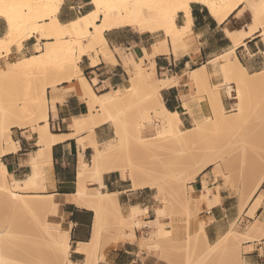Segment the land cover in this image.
<instances>
[{
  "label": "crops",
  "instance_id": "obj_1",
  "mask_svg": "<svg viewBox=\"0 0 264 264\" xmlns=\"http://www.w3.org/2000/svg\"><path fill=\"white\" fill-rule=\"evenodd\" d=\"M243 7L245 2L239 4L222 22H218L204 5L191 3L189 10L191 32L185 37V45L180 46L176 53L169 47L167 53L160 52L149 57L152 45L164 39L161 32H138L131 27L105 31L104 35L113 53L112 56H109L107 60L101 57L100 62L95 66H90L88 57L82 56L79 67L93 91L96 94H102L127 85L128 73L122 61L124 56L130 54L136 61L142 58L143 64L148 69L153 67L160 78L175 77V83L161 89L159 97L167 110L177 112L179 115L178 129H189L194 120L211 114V104L209 94L196 89L189 82L187 73L205 66L208 70L209 87L220 86L218 94L223 108L230 109L234 104V82L224 84L219 68H212L209 64L211 60L233 48V42L227 35V31H247L250 25L246 21L249 10L248 8L242 10ZM93 8L91 0H64L56 17L61 23L66 24L90 12ZM175 23L177 26L186 24L183 11L177 12ZM6 31L7 23L0 17V37H3ZM36 39L37 36L33 35L23 40L20 48L16 45L11 46L9 53L0 58V67L5 61H15L30 56L35 52ZM263 47L262 39L258 34L243 38L242 42L234 48L235 57L247 73L252 74L259 70L258 64L263 61H257V59L261 57ZM94 79L95 83L92 82ZM228 88H230V94L226 92ZM198 94L204 97L197 100L195 97ZM82 96L83 87L80 80L76 78L60 82L55 87L47 89L48 129L52 135L64 136V138L51 146L50 164L42 170L44 181L40 186L45 187L33 192L54 196L57 209L52 216L56 215L55 218L61 229L68 233L69 264H85L88 257H91L95 264H164L152 248L153 243L148 242L149 234H151L150 237H155L157 231L155 214L158 205L157 188L147 183L142 187L133 188L127 173L122 177L120 171L102 173V186L91 176L85 183L86 188L91 192L98 189L109 193L117 192L115 200L125 215L132 206L145 209V215L142 217L145 224L134 227V235H130L129 230H125L122 234H118L117 240L109 241L101 238L90 254L79 250L80 244L89 243L91 240L95 218L94 207L89 204L79 205L76 197L79 156L81 155L84 161L89 162L93 149L88 141L83 149L78 145L76 136L69 137L74 131L70 127L73 118L88 113L87 102L82 99ZM39 123L40 126L43 125V122ZM10 131L17 149L2 155L1 161L5 165L10 180L22 181L32 170L28 161L38 149L37 132L32 131L29 125L19 127L15 124L10 127ZM93 133L95 141L99 144L112 139V130L108 123L97 126ZM84 134L83 132L80 135L84 136ZM140 182L150 183L151 181ZM217 185H219L218 189ZM187 187L190 189L188 194L194 213L187 219L186 230L184 216L181 219L182 224H175L173 235L177 239H184L185 231L193 233L198 231L200 224H203L206 240L212 243L225 235L237 220L242 219L251 223L256 219L258 221L256 231L262 237L241 243V247L246 249L242 250V258L245 264H264V180L249 198L243 210H241L242 200L236 188L225 185L222 178L216 177L211 168H206L199 173L187 184ZM168 221L166 218L165 222ZM159 225L161 226V223ZM166 229L170 231L169 228ZM244 232L250 237L249 233Z\"/></svg>",
  "mask_w": 264,
  "mask_h": 264
},
{
  "label": "bare ground",
  "instance_id": "obj_2",
  "mask_svg": "<svg viewBox=\"0 0 264 264\" xmlns=\"http://www.w3.org/2000/svg\"><path fill=\"white\" fill-rule=\"evenodd\" d=\"M63 1L64 0H0V13L3 14L0 15V17L7 23L6 33L3 37H0V54L5 53V55H7L12 44H15L16 42L18 48H20L22 41L32 37L33 35L37 36V40H47L44 42L43 47H36V53L34 55L5 63V68L0 69V81L4 82L8 76L19 73L25 74L26 76L29 74L31 77L33 72H39V74L41 72L44 76L47 75L50 77L48 74L51 75L54 72H59L62 76L55 81L52 80L51 82H46L42 88H40L35 98L36 111L34 113L37 114L36 117L38 123L43 122V125L41 124V126L39 125L40 123L31 126L32 131L35 130L37 132L36 145L38 149L28 161L31 165V173L22 181L11 179L10 186H6L5 184V181L7 180V171L5 165L1 161V156L7 152L16 151L17 146L11 138L10 127H6L4 118V121L0 119V206L7 207L11 210L23 211L25 215L29 216L28 219H23L28 220L26 222L27 224L24 222V225H32L31 227L35 229L43 238V244H45V246L46 244L49 245L50 257H47V259H50L52 263L56 258L68 261L69 255V237L67 231L62 230L59 223H50L47 220L49 215L56 213L57 203L54 200V196L51 194H44L46 199L37 198L35 195L27 196L26 198L22 197V192L34 189L33 185L35 184L37 176L43 177V168L50 164V149L52 144L64 138V136L60 137L52 135L48 129V102L46 97L48 88H53L60 82L71 81L75 78L79 79L83 87L82 99L86 100L88 105L87 114L73 118V122L70 124V127L74 131L69 135V137L74 136L75 138L76 136L78 145L83 149L88 141L89 145L93 149L89 162L84 161L81 155L79 156L76 188L78 204H89L94 207L95 211L92 238L89 243L80 244L79 247L80 251L90 254V252L94 250V247L99 244L98 241L102 225L101 211L109 210L114 217L117 227H125L129 230L130 235H134V227L139 226L135 217L141 212V208L139 206H132L126 215L123 214L115 200L117 192L109 193L107 191H101V189L91 192L87 190L85 184L88 178L92 176L93 180H96L99 182L100 186H102V173L120 171L122 173V177H124V174L128 172V178L131 180L133 188L142 187L146 185V183L154 186L153 182L148 183L138 181L132 169H124L120 166L121 158L128 152V145L125 143V137L127 139V136L124 137L122 130L124 123L123 125L121 124L124 120L123 117H125L122 115L125 111L122 109V104L130 92L137 87V84L140 85V89L142 88L143 92L149 94L146 98L151 96L149 101L145 100V102L148 101L145 106V113L149 114L152 118H154V121L157 122L158 137L172 135L175 138L176 143L187 145V147L193 143L196 144L199 139L203 137L205 138V144L208 148H206L201 154L197 153L198 156L195 155L196 158L193 157V159H190L191 161H195L196 159L201 163L199 170L196 171V174L197 172L199 174L206 168H209V166L216 163L217 160L222 159L213 154L209 149V146H211L214 142V124L220 123L224 130H227L235 123L244 120L248 111L241 107L242 104L246 105L245 102L250 103V101L254 99L255 87L264 81V72L257 71L252 74L247 73L234 55V48L242 42L243 38L261 33L260 22L264 20V0H252L251 2L248 0L249 3H247V8L250 11L252 21L250 22L247 31H227V35L233 42V48L221 56L211 60V62H216L223 68L224 71L234 76L237 81L243 82L245 87L248 88L247 90H241L243 92L240 91L241 93L234 95V98L237 100V107L235 109L238 110L239 114L236 117H225L221 115L215 122L210 119L211 123L208 124V135L206 133L207 125L200 126L198 124L199 126H196L197 128L194 130H180L177 127L179 115L177 112L167 110L159 97L161 89L175 83V77L168 78L165 76L160 78L154 72L153 67H150L149 70H142V68H140V62L136 61L129 54L124 56L122 61L126 71L132 72V75H135V78L130 79V86L126 87L124 90L114 89L113 95H110L109 92L96 94L89 81L83 76L82 70L79 67V61L82 56H87L90 60V66H95L100 62L101 57L108 59L109 56H112L113 53L108 46L104 33L105 31L121 27H131L133 28L132 30H136L138 32L146 31L151 33H163L164 39L152 45V51L150 52L149 57L155 56L160 52L167 53L169 47H171L173 52L176 53L180 46H184V39L191 32V19L189 14L191 3L204 5L218 22H222L237 8L239 4L245 2V0H91L94 5L93 10L78 16L76 19L66 24L61 23L56 17L58 9ZM115 2L118 3L116 4ZM111 3L115 5L119 4L120 7L116 9L113 7L114 9H112L110 8L112 6L109 7V5H107ZM179 11H183L186 16V24L184 26H177V23H175V17ZM18 33L23 34L20 40L16 39ZM55 58H58L55 67L53 66L52 68L51 66H47V64ZM215 65L216 64L212 67L214 68ZM207 75L208 70L205 66H201L200 69L197 68V70L195 69L187 73L189 82H191L195 87H199V85L206 79ZM92 82L95 83L96 80L94 79ZM228 93L230 94V91H228ZM203 97L204 96L202 94H198L195 98L197 100H201ZM217 100L220 106H223L219 95H217ZM94 109L101 111L104 116L101 115L102 117H97L96 114L92 113ZM207 118L209 119L210 117L207 116ZM105 123H111L112 127L115 129L116 138L109 140L106 143L99 144L94 139L93 131L94 128ZM15 125L20 127L25 126V123ZM83 131H87L89 133L88 137L86 135H80ZM195 147L197 149V146ZM263 180L264 174L257 178L256 182L254 181L255 184L253 182L254 185H252L254 187L252 192L249 194L248 199L253 195ZM44 187L45 186L42 185L37 189L41 190ZM246 204L247 202L244 206L242 205L241 210H243ZM3 207H0V209ZM161 210V208L155 209L156 216L158 218L162 215ZM28 222L30 224H28ZM9 226L11 227V225ZM161 228H158V230L160 231ZM202 233L204 234V229L202 230ZM26 235L29 236V234ZM237 235L238 237L245 236L243 233H237ZM245 237L248 238V236ZM35 241L34 238L33 241H31L34 244V247L38 244H36ZM195 241L196 240H194V242ZM224 241V244L222 243V245L227 247V250H223L225 247L222 248L221 246V251H228V249L231 250L236 245L234 238H229L227 241ZM191 242V246L196 244H194L192 238ZM198 246L199 245L193 247L197 250L199 249ZM228 246L231 247V249ZM216 248H218V246ZM216 248L212 252L219 253L220 251H217L219 249L216 250ZM31 249L28 251H31ZM207 251H209V249ZM225 253L230 252H224V255ZM32 254L33 251L31 252V255ZM27 255L29 256V254H26V257ZM204 256L207 258L208 252H205ZM226 256L225 258L220 260L217 259L215 261H211L207 258L204 260V263L229 264V260ZM35 257L40 258L39 256ZM214 257L215 254L210 258L213 259ZM85 264L95 263L91 260V257H88Z\"/></svg>",
  "mask_w": 264,
  "mask_h": 264
},
{
  "label": "rangeland",
  "instance_id": "obj_3",
  "mask_svg": "<svg viewBox=\"0 0 264 264\" xmlns=\"http://www.w3.org/2000/svg\"><path fill=\"white\" fill-rule=\"evenodd\" d=\"M251 1L252 0H249V2ZM249 2L248 0H245V7H243L242 10H247V3ZM115 3L117 4L118 2ZM107 5H109V7L112 6L110 7L112 9L120 7L119 4L115 5L111 3ZM246 19L248 23L252 21L249 11ZM260 29V37L264 45V20L260 22ZM22 36L23 34L18 33L16 39L20 40ZM36 41L37 45H35V47H43L44 42L47 40L36 39ZM13 45L17 46V42L12 44V46ZM35 53L36 51L31 55H34ZM2 56H6L5 53L0 54V58ZM103 59L107 60L106 58ZM259 60H262L263 62L258 64L260 68L257 71L264 72V47L261 57H259L257 61ZM57 61L58 58H55L54 60L50 61L47 66H51L53 68V66L55 67ZM7 62L10 61H5V63ZM139 62L141 65L140 68H142V70H149L148 67L143 64L142 58L139 59ZM5 63L2 67H0V69L5 68ZM214 64H216L214 68H219L224 84L234 82V95L243 92L241 90L245 91L248 89L245 87L243 82L237 81L234 76L224 71L223 68L216 62L213 61L209 65L212 67ZM58 73L59 72L52 73L54 77L52 74H48L52 78L48 77L47 75L44 76V74H41V72L40 74L39 72H33L31 77L29 74L26 76L25 74L19 73L8 76L4 82L0 81V119L3 120L4 118L5 121H3L5 122L6 127H11L12 125L19 123H25V125L29 126L38 123L36 117L37 114L34 113L36 111L35 98L40 88H42L46 82H51L52 80L55 81L61 76V73ZM127 73V85L125 87L116 89L124 90L126 87L130 86V79L135 78V75H132V72ZM263 82L255 87L254 99L250 101V103L245 102L246 105L242 104L241 107L248 111V113H246L245 119L243 118L244 120L235 123L230 129L227 130H224L220 123L214 124V142L211 146H209V149L213 154L222 158L217 160L212 166H209V168L214 171L216 177L219 176L222 178L225 185H230L236 188L238 196L242 199L241 206H244V204L248 202V196L253 190V185L255 184L257 178L264 174ZM209 86L210 85L208 84L207 75L206 79L199 85V87H196V89H201L204 93H207L210 96L211 114L208 115L210 118L208 119L206 116L197 119L189 128L194 130L197 128L196 126L207 125V135L209 133L208 124L211 123L210 119L215 122L216 119L221 115L225 117H236L239 114L238 110L235 109L237 107V100L235 98L233 99L234 104H232L231 108L224 109L223 106H220L217 100L220 86L216 85L212 86L211 88ZM113 90L109 91L110 95H113ZM228 91H230V88L226 90L227 93ZM147 95L149 94L143 92L142 88L140 89V85L137 84V87H135L130 92L122 104V109L125 110L122 115L125 117L122 116L124 122L122 121L121 124L123 125L124 123V126H121L124 137L127 136V139L125 137V143L128 145V152L121 158L120 166L124 169H132L138 180L151 181L157 188L156 198L158 205L156 208L162 209V215L159 218L155 216L157 224L156 236L150 237L151 234H149L148 242L151 241L153 243L154 246H152V248L158 253L159 258L163 260L164 264H205L204 260L207 258H209L211 261H215L217 259L220 260L225 258L226 255L227 259L229 260V264L231 261V264H245L242 258V250L245 251L246 249L241 247V243L246 240H258L262 237L259 236V233L256 231L258 224L256 219L251 223L247 222L246 220L242 221V219H239L240 221L237 220L232 224L225 235L212 243L206 240L205 232L204 234L202 233L203 224H200L198 231L193 233L185 231L184 239H177L176 236L173 235L175 224H182L181 219L184 216V226L186 230L187 219L190 218L194 213V210L191 208V200L188 194L190 189H188L187 184L195 179V177L198 175V172L196 174V171H198L200 168L199 166L201 163L195 159V155H197V153L201 154L208 147L205 144L204 137L197 141L198 144L196 142V144L193 143L189 145V147H187V145L176 143L175 138L172 135L158 137L157 122L154 121V118H152L149 114L145 113V106L150 100L149 98H151V96L146 98ZM145 100L148 101L145 102ZM92 113L96 114L97 117L104 116L101 111L96 109H94ZM108 126L112 130L111 140H113L116 138L115 129L112 127L111 123H108ZM83 132L85 133L84 136L86 135L88 137L89 133L87 131ZM195 146H197L198 150ZM193 157H195V161L192 160V162L190 159H193ZM126 173L128 175V172ZM6 177L7 180L5 181V184L6 186H10V178H8V176ZM43 181L44 178L42 176H37L35 179V184L33 185L34 189H31L27 192H22V197L26 198L27 196L35 195L37 198L46 199L44 193L33 192L34 190H38L37 188L43 184ZM218 188L219 185H217V189ZM6 208L7 207H3L0 209V264H49L51 262L50 259H47V257H50L49 245L46 244L45 246V244H43V238L35 229L31 227L32 225H26V222L28 221L26 219H28L29 216L25 215L23 211ZM145 212L146 210L141 208V212L135 217V220L138 221L139 226H143L145 224L142 220ZM246 215L249 216L247 213ZM55 216L53 217L52 215H49L47 220L50 223H59L57 222V218H55ZM24 218L26 219L23 220ZM166 218H168V222H165ZM101 221L102 225L99 241L101 238L109 241L117 240L119 236L118 234H122L125 230H127L125 227H117L114 217L109 210L101 211ZM24 222L26 223V226L24 225ZM159 223H161V226ZM28 224L30 223L28 222ZM9 225H11V227ZM158 228H161L162 231H159ZM166 228L170 229V231L168 230L169 233ZM30 231H34L35 234L34 232ZM244 231L249 233L250 237ZM237 233H243L245 236H248V238L245 236L238 237ZM26 234H29V236ZM33 238L34 241L36 240L35 243H38V246L35 245L36 247H34V244L31 242L33 241ZM191 238L193 242L196 240L194 242V244H196L193 246L199 245V249L195 250V248L191 246ZM229 238H234L236 245L233 247V249L228 246L231 250L228 249V251H223L227 250V247L222 245V243L224 240L227 241ZM216 244H218V248H216ZM221 246L222 248L225 247L222 251ZM212 247H215L216 250L219 249L217 251H220V254L212 252L215 249ZM30 249L31 251H28ZM208 249L209 251H207ZM32 251L33 254L31 255ZM205 252H208L207 258L204 256ZM224 252L230 253H225L224 255ZM26 254H29V256L27 255L26 257ZM214 254L215 257L213 259L210 258L213 257ZM35 256H39L40 258ZM54 263L69 264L68 261L58 258H56L54 262H51L50 264Z\"/></svg>",
  "mask_w": 264,
  "mask_h": 264
},
{
  "label": "snow or ice",
  "instance_id": "obj_4",
  "mask_svg": "<svg viewBox=\"0 0 264 264\" xmlns=\"http://www.w3.org/2000/svg\"><path fill=\"white\" fill-rule=\"evenodd\" d=\"M0 15H3L2 13H0Z\"/></svg>",
  "mask_w": 264,
  "mask_h": 264
}]
</instances>
